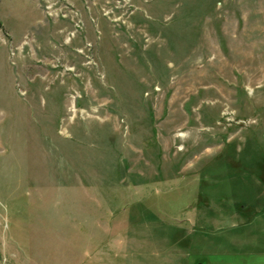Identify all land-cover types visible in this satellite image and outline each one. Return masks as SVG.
<instances>
[{"label": "rangeland", "instance_id": "obj_1", "mask_svg": "<svg viewBox=\"0 0 264 264\" xmlns=\"http://www.w3.org/2000/svg\"><path fill=\"white\" fill-rule=\"evenodd\" d=\"M264 0H0V264H264Z\"/></svg>", "mask_w": 264, "mask_h": 264}, {"label": "crops", "instance_id": "obj_2", "mask_svg": "<svg viewBox=\"0 0 264 264\" xmlns=\"http://www.w3.org/2000/svg\"><path fill=\"white\" fill-rule=\"evenodd\" d=\"M262 249H264V248H262ZM264 252V251H263ZM254 264H255V262H254ZM261 264H263V263H261Z\"/></svg>", "mask_w": 264, "mask_h": 264}]
</instances>
